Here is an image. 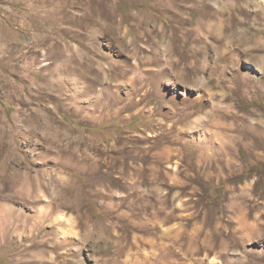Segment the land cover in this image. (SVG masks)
I'll use <instances>...</instances> for the list:
<instances>
[{"label":"rangeland","instance_id":"obj_1","mask_svg":"<svg viewBox=\"0 0 264 264\" xmlns=\"http://www.w3.org/2000/svg\"><path fill=\"white\" fill-rule=\"evenodd\" d=\"M0 264H264V0H0Z\"/></svg>","mask_w":264,"mask_h":264},{"label":"bare ground","instance_id":"obj_2","mask_svg":"<svg viewBox=\"0 0 264 264\" xmlns=\"http://www.w3.org/2000/svg\"><path fill=\"white\" fill-rule=\"evenodd\" d=\"M134 19H139V15H135ZM115 26V25H114ZM119 26V25H117ZM118 28V27H117ZM126 33V32H125ZM126 35V34H125ZM135 53V52H134ZM203 135V134H201ZM125 159H132V164L135 166L137 176L144 178L147 172L151 171L149 167L151 166L152 159H154V155H150L149 153L144 154L143 156L141 155H131V153H126L122 155ZM166 157V156H165ZM156 158V157H155ZM130 165V164H129ZM132 173V172H131ZM130 174V172H129ZM146 177V176H145ZM145 179V178H144Z\"/></svg>","mask_w":264,"mask_h":264}]
</instances>
